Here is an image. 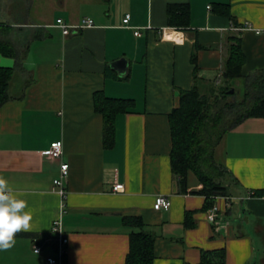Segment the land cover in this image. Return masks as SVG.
<instances>
[{
	"label": "crops",
	"instance_id": "crops-1",
	"mask_svg": "<svg viewBox=\"0 0 264 264\" xmlns=\"http://www.w3.org/2000/svg\"><path fill=\"white\" fill-rule=\"evenodd\" d=\"M31 4L33 10L36 1ZM48 4L49 14L36 10L37 20L24 23L21 0H0V66L14 71L10 99L0 107V176L32 216L31 230L0 251V264H46L56 245L37 255L35 240L59 220L69 238L65 264H126L138 228L125 218H138L154 236L153 264H203L205 253L215 262L223 255L225 264H264V196L255 195L264 190V118L245 120L217 147L228 197L213 200L193 194L203 185L192 172L189 193L181 192L169 119L195 76L205 85L231 83L243 93L244 78L264 71V0ZM59 19L72 27L70 35L57 26ZM83 19L94 26L78 28ZM237 41L243 77L227 81ZM123 59L129 66L121 77L112 64ZM97 94L133 101L116 117L109 147ZM59 141L61 159L44 157ZM62 164L70 166L65 198L54 185ZM116 184L125 192L115 193ZM159 197L171 201L169 210L154 209ZM213 202L215 223L208 220Z\"/></svg>",
	"mask_w": 264,
	"mask_h": 264
},
{
	"label": "trees",
	"instance_id": "trees-1",
	"mask_svg": "<svg viewBox=\"0 0 264 264\" xmlns=\"http://www.w3.org/2000/svg\"><path fill=\"white\" fill-rule=\"evenodd\" d=\"M172 10L175 8L171 7L169 12ZM240 46L241 42L237 41L231 52L224 72L227 81L243 77ZM244 79V93L237 98L229 93L230 88L215 84L205 85L195 76L194 87L181 93L179 106L169 115L173 141L171 161L182 193H189L188 176L192 172L203 185L202 191L193 194H201L210 200L228 197V188L224 184L228 172L215 159L216 149L225 135L245 120L264 118V71ZM13 80L14 71L0 66V107L10 99L9 89ZM209 95L213 98L212 101ZM132 105L131 100L109 99L99 94L95 96L96 111L105 120L107 147L114 144L116 117L127 113ZM255 195L264 196V190L256 192ZM213 204L214 202L209 208ZM125 220L138 228L130 235V252L126 264H153L154 236L143 230V224L138 218ZM220 256V261L215 262L213 253H205L202 263L225 264V258Z\"/></svg>",
	"mask_w": 264,
	"mask_h": 264
},
{
	"label": "built area",
	"instance_id": "built-area-1",
	"mask_svg": "<svg viewBox=\"0 0 264 264\" xmlns=\"http://www.w3.org/2000/svg\"><path fill=\"white\" fill-rule=\"evenodd\" d=\"M130 20L128 16L125 19V23L127 24ZM57 26L63 31L65 36L70 35L72 27L67 25L62 19L57 20ZM94 26V21L91 19H83L81 24L78 28L84 29L88 27ZM252 29V28H250ZM258 34L261 31L256 30ZM136 36H140L139 32L135 33ZM63 155V142H55L51 145V147L43 152V156L50 160H59ZM69 169L70 166L68 164L61 165V173L58 179L54 181L55 188L59 190L60 194L63 198L66 197V190H65V181L69 176ZM115 193H124L125 186L122 184H116L114 186ZM172 206L171 201L166 197H159L157 198L154 209L157 211L161 210H169ZM219 208L217 206L212 207L208 211V220L212 223H215L218 219ZM52 244L56 245V252L53 256L47 257L46 264H65V259L68 255V248H69V238L66 235L62 221H56L53 224L51 233L47 236H42L35 240L34 244V253L37 255H41L44 248L47 246H53Z\"/></svg>",
	"mask_w": 264,
	"mask_h": 264
},
{
	"label": "clouds",
	"instance_id": "clouds-1",
	"mask_svg": "<svg viewBox=\"0 0 264 264\" xmlns=\"http://www.w3.org/2000/svg\"><path fill=\"white\" fill-rule=\"evenodd\" d=\"M3 176H0V251L15 245L17 233L31 230L32 216L27 202L20 198Z\"/></svg>",
	"mask_w": 264,
	"mask_h": 264
},
{
	"label": "rangeland",
	"instance_id": "rangeland-1",
	"mask_svg": "<svg viewBox=\"0 0 264 264\" xmlns=\"http://www.w3.org/2000/svg\"><path fill=\"white\" fill-rule=\"evenodd\" d=\"M21 1L23 3V5H21V6H23L22 9L26 10L28 13L27 16L25 14V18L23 20L24 23L34 22L35 20H37L39 13L35 12L36 10L39 12H43V13H46V10H47V12L49 14L50 9L48 8L49 7L48 0H34V1H36V7L33 10L31 9L32 4L30 5L32 0H21ZM224 86H226L227 88H230V91L234 90V94H232V95H234L237 98L241 97L242 94L244 93V92L242 93L237 86H235L231 83L229 85H224ZM244 87L245 86L243 85V88ZM205 89H208V87ZM207 93H208V91H207ZM209 97H210V100L212 101L213 98L211 97V95H209Z\"/></svg>",
	"mask_w": 264,
	"mask_h": 264
},
{
	"label": "water",
	"instance_id": "water-1",
	"mask_svg": "<svg viewBox=\"0 0 264 264\" xmlns=\"http://www.w3.org/2000/svg\"><path fill=\"white\" fill-rule=\"evenodd\" d=\"M128 66H129V62L125 59L114 62L112 64V68L117 70L121 77L125 76V74L127 73ZM229 93L234 94V90H231Z\"/></svg>",
	"mask_w": 264,
	"mask_h": 264
}]
</instances>
